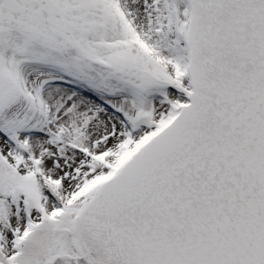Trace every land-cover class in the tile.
Instances as JSON below:
<instances>
[{
  "label": "rangeland",
  "instance_id": "1",
  "mask_svg": "<svg viewBox=\"0 0 264 264\" xmlns=\"http://www.w3.org/2000/svg\"><path fill=\"white\" fill-rule=\"evenodd\" d=\"M9 1L14 14L0 33V140L9 146L0 145V264H94L74 218L185 104L188 0H54L69 10L56 18L64 25L47 22L41 33L46 15L38 10L36 30H25ZM51 88L60 96L48 101ZM21 126L29 137L14 134ZM70 153L85 173L64 191L79 167Z\"/></svg>",
  "mask_w": 264,
  "mask_h": 264
},
{
  "label": "water",
  "instance_id": "2",
  "mask_svg": "<svg viewBox=\"0 0 264 264\" xmlns=\"http://www.w3.org/2000/svg\"><path fill=\"white\" fill-rule=\"evenodd\" d=\"M189 3V104L74 220L100 264H264V0Z\"/></svg>",
  "mask_w": 264,
  "mask_h": 264
},
{
  "label": "flooded vegetation",
  "instance_id": "3",
  "mask_svg": "<svg viewBox=\"0 0 264 264\" xmlns=\"http://www.w3.org/2000/svg\"><path fill=\"white\" fill-rule=\"evenodd\" d=\"M6 1L7 0H0V33L1 32H4V23H5V19H8V18H11L12 15L14 14V11L10 12L9 13V8L8 6L12 5V3H10L9 1V4L7 5L6 4ZM14 1V0H12ZM39 1L40 0H16V6L18 7L19 9V13L22 15L21 20H17L16 23L23 27V29L25 30H28V28H31L32 27H35L34 29L36 30V27H37V24H36V14L39 11L43 12L40 7H39ZM69 0H63V2H68ZM53 4H54V9L53 11H57V12H60V11H63L64 13V16L67 15V13L69 12V10L65 9V10H60L61 7H59L58 3L54 0H52ZM75 3V0H71V4H74ZM44 13V12H43ZM45 14V13H44ZM24 15V16H23ZM46 15V21L38 26V29L39 32L38 33H41L42 31H47V29H51L49 28V25L47 22H49V24L53 25L54 23L50 20V16L45 14ZM43 22V21H42ZM57 26H63L64 23H62L61 25H58L56 24ZM45 26V27H44ZM0 40H1V37H0ZM2 41V40H1ZM3 42V41H2ZM0 46H1V42H0ZM1 50V49H0Z\"/></svg>",
  "mask_w": 264,
  "mask_h": 264
},
{
  "label": "bare ground",
  "instance_id": "4",
  "mask_svg": "<svg viewBox=\"0 0 264 264\" xmlns=\"http://www.w3.org/2000/svg\"><path fill=\"white\" fill-rule=\"evenodd\" d=\"M189 5V4H188ZM189 18H190V6H189ZM48 93H49V96H48V101H51V99L53 98V96H60V90H58V89H56V88H51V89H49L48 90ZM28 121H29V119H27L25 122L26 123H28ZM31 122V121H30ZM16 132L14 133V134H17V135H21V136H23V137H29L28 136V131H26L25 129H24V127H19V128H17L16 130H15ZM25 135H27V136H25ZM38 141V145H39V147H40V149L42 150V151H44L43 150V146H42V141H41V139L40 140H34L33 139V142L36 144V142ZM4 145V148H7V149H9L8 147V145L5 143V142H3V141H1L0 140V145ZM37 145V146H38ZM6 149V150H7ZM44 154H46L45 152H44ZM70 155L72 156V158H74V163L77 165V166H79V167H77L76 169H75V171H74V174L73 173H71V174H69V175H67V178L65 179V183H64V191H66L67 189H69V190H71V189H74L77 185H78V182H79V179L82 177V175L85 173V172H83V170L82 169H80V162L83 160V158H82V156H80V155H76V154H73V153H70ZM41 161H42V165H43V167H48L49 165H48V159H47V156H44L42 159H41Z\"/></svg>",
  "mask_w": 264,
  "mask_h": 264
}]
</instances>
